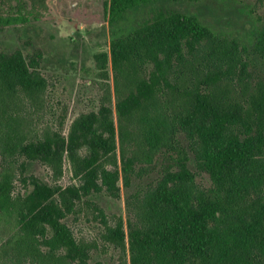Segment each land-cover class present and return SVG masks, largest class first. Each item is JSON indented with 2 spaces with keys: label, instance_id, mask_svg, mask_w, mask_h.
I'll return each instance as SVG.
<instances>
[{
  "label": "trees",
  "instance_id": "obj_1",
  "mask_svg": "<svg viewBox=\"0 0 264 264\" xmlns=\"http://www.w3.org/2000/svg\"><path fill=\"white\" fill-rule=\"evenodd\" d=\"M206 1L105 0L100 105L67 134L43 124L42 53L0 52V264H90L99 246L65 222L85 205L129 264H264V24L242 38L183 10ZM66 161L80 185L26 175ZM120 182L127 220L111 225L93 198Z\"/></svg>",
  "mask_w": 264,
  "mask_h": 264
},
{
  "label": "rangeland",
  "instance_id": "obj_2",
  "mask_svg": "<svg viewBox=\"0 0 264 264\" xmlns=\"http://www.w3.org/2000/svg\"><path fill=\"white\" fill-rule=\"evenodd\" d=\"M184 6L185 13L237 37L245 38L254 26L264 24V0H209ZM0 17L13 19L12 24L0 29V52L42 53V72L49 82L48 110L43 124L59 127L63 122V132L67 134L78 116L97 110L100 105L101 81L93 57L109 51L110 47L105 0H4L0 3ZM26 175H34L52 186L80 185L69 161L64 163V172L59 178L39 162L31 164ZM150 181L146 179L143 185ZM197 181L204 187L210 185L205 174L198 176ZM120 186V198L105 193L93 198L111 225L120 217L127 220V192L122 182ZM16 192H25L19 181ZM65 222L78 240L99 246L92 251L90 264L130 263L129 253L124 255L103 244L104 227L95 218L92 207L82 206L81 212L70 215Z\"/></svg>",
  "mask_w": 264,
  "mask_h": 264
}]
</instances>
